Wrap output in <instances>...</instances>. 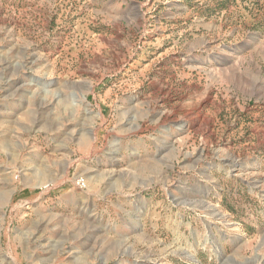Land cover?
Listing matches in <instances>:
<instances>
[{"label":"rangeland","instance_id":"obj_1","mask_svg":"<svg viewBox=\"0 0 264 264\" xmlns=\"http://www.w3.org/2000/svg\"><path fill=\"white\" fill-rule=\"evenodd\" d=\"M0 264H264V0H0Z\"/></svg>","mask_w":264,"mask_h":264},{"label":"bare ground","instance_id":"obj_2","mask_svg":"<svg viewBox=\"0 0 264 264\" xmlns=\"http://www.w3.org/2000/svg\"><path fill=\"white\" fill-rule=\"evenodd\" d=\"M15 91H18V90H15ZM11 93V92H10ZM58 96H60V95H58ZM207 209L208 210H211L212 212H214L216 215H219V216H221L222 215V213L219 211V210H217V208L215 207V204L213 203V202H211L210 201V203H208V205H207ZM223 216V215H222ZM221 216V217H222ZM215 243H217V242H215ZM215 248V247H214ZM217 250V249H216ZM215 250V251H216Z\"/></svg>","mask_w":264,"mask_h":264}]
</instances>
